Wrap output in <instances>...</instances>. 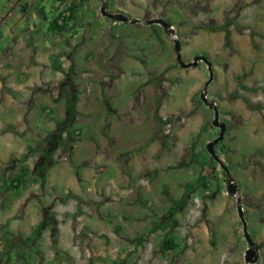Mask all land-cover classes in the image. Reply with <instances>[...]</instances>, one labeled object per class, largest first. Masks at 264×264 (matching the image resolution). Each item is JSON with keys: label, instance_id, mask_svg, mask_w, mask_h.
I'll list each match as a JSON object with an SVG mask.
<instances>
[{"label": "rangeland", "instance_id": "374dc122", "mask_svg": "<svg viewBox=\"0 0 264 264\" xmlns=\"http://www.w3.org/2000/svg\"><path fill=\"white\" fill-rule=\"evenodd\" d=\"M70 2L0 0V262L10 239V264L24 254L28 264H244L240 197L259 247L255 264H264V0H113L107 7L162 15L174 36L109 20L97 0H80L67 28L52 30ZM219 25L230 32L229 46L224 32L211 30ZM175 39L185 63L195 56L212 63L207 99L226 123L215 153L236 197L206 149L219 134L200 99L207 67L180 68ZM50 51L67 52L63 73L51 70ZM179 164L186 166L168 169ZM24 166L29 182L12 190L8 183ZM200 172L208 187L190 194L172 230L150 233L171 206L164 191L178 199ZM168 233L181 249L162 255Z\"/></svg>", "mask_w": 264, "mask_h": 264}, {"label": "trees", "instance_id": "16d2710c", "mask_svg": "<svg viewBox=\"0 0 264 264\" xmlns=\"http://www.w3.org/2000/svg\"><path fill=\"white\" fill-rule=\"evenodd\" d=\"M56 2L59 3H64L65 0H54ZM80 2L77 0H72L69 4V6L67 7V17L63 18V22L60 21V17L61 15H58L51 24V29L52 30H61L64 31L67 28V24L69 20H74L76 18V10L77 8L80 7ZM212 31L214 32H224L225 35V46H229L230 44V32L228 30V28L225 25H219V26H215L214 28H211ZM62 57V55L57 54L54 55L53 57H51V64H50V68L51 70L55 71V72H60L63 73V69L62 66L60 65V61L59 59ZM74 63H71L68 73H66V79L68 80L69 75H71L74 72ZM104 104L106 106V109L108 110V103L106 101H104ZM46 108L43 107L42 111L45 112ZM158 124H161L160 119L157 118L156 119ZM64 127L66 126L63 125ZM61 127L60 130H65L64 127ZM73 133V132H72ZM75 134V132H74ZM155 138V135L151 138L152 140ZM211 161L213 160L212 157H210ZM181 166H186L184 165H180L178 167H169L168 169H172V168H180ZM30 169L27 166H24L20 169L19 173L17 175H15L14 177L11 178V180L9 181L8 185L10 186V188L12 190L15 191H20V189L26 187L27 183L29 182V175H30ZM222 175L226 178V175L224 173V171H222ZM207 176L203 174V172H200V175L198 177L197 180V185L195 186H187L184 190V192L182 193V195L178 198H172L167 191H164V194L167 197V200L170 203V207L167 210L166 214L159 219L157 222L153 223L152 228L150 229V233H156L158 231L163 230L165 227H170V229L172 230L174 225L177 223V220L175 219V215L181 213L187 206V203L189 201V196L191 193L195 192L197 190V188L199 187H204L207 188ZM66 198H73V199H79L75 194L69 192L66 195ZM135 201L137 203L140 204L141 207L143 208H147V205L145 203V201H142L140 199V197L138 196ZM28 240V239H27ZM25 240V241H27ZM125 240L127 242H135V240L129 239V238H125ZM142 242V238L139 239ZM6 241H8V243L10 245L4 247L3 249V254L2 256L4 257V261L0 262V264H10L12 261V256L11 254L13 253V251L15 250L14 247L12 246V241L10 239H7ZM25 241H21V243H24ZM185 248V246L183 247ZM181 249V247L179 246V244L174 241L173 237L170 235V233L167 234V236L164 238V240L162 241V244L159 248V253L162 255H167L170 253H177L179 250ZM25 255V256H24ZM23 255V259L20 260V264H28V260L30 259V257H28L26 254ZM1 260V259H0ZM19 260V258H18Z\"/></svg>", "mask_w": 264, "mask_h": 264}, {"label": "water", "instance_id": "95a60500", "mask_svg": "<svg viewBox=\"0 0 264 264\" xmlns=\"http://www.w3.org/2000/svg\"><path fill=\"white\" fill-rule=\"evenodd\" d=\"M100 13L103 17H105L109 20L115 21V22H123V23L128 22V18L126 16H124L123 14H119V13H116V14L109 13L106 11L104 6L101 8ZM154 22L160 24L166 31L169 32L170 35H172V36L175 35V30L171 27V25L169 23L165 22L162 19H156V20L149 21V23H154ZM174 52H175L176 62L178 63L179 67L182 69H188L191 67H196L199 62L204 63L207 67L208 80L205 82V84L203 86V91L200 94V99L205 105L208 106L209 109H211L213 111L214 116H213V120L211 123H212L213 127L219 129V134H218V137H216L215 139H213L211 142H209L206 145V149H207V152L209 153V155L213 158V160L215 162H217L218 165L220 166V168L222 169V171H224L225 175L230 176L229 170L227 169V167L223 164V162L219 159V157L215 153V146L220 141L223 140L224 133L226 131V123L220 121L218 109H217V106L215 105V103L209 102L207 99V89L213 80L212 63L205 56H195L193 58L192 62L185 63L182 60L180 42L176 39L174 40ZM227 192L232 197H236V195H237V185L234 182L232 177H229L227 179ZM236 203H237V209H236L237 215L240 219V222L242 223V226H243L242 232H243L244 240L247 244V249L244 252V264H255L259 259V247L252 240V238H251V236L247 230V224H246L245 219H244L240 197L236 198Z\"/></svg>", "mask_w": 264, "mask_h": 264}, {"label": "flooded vegetation", "instance_id": "af4514ba", "mask_svg": "<svg viewBox=\"0 0 264 264\" xmlns=\"http://www.w3.org/2000/svg\"><path fill=\"white\" fill-rule=\"evenodd\" d=\"M72 1V0H71ZM80 2V0H77ZM100 3V10L101 8L104 6V8L107 11V7H109L111 5V3L113 2V0H97ZM130 1L132 2L133 0H117L118 4H124L125 2ZM108 12V11H107ZM119 13V14H123L124 16H126L128 18V22H119L123 25H137V24H144L146 26L152 27V30H150L148 33H169L168 31H166L160 24L154 22V23H149V21L151 20H156V19H162L165 22H167L162 15H159L157 17H151V18H146L144 17V14H138L136 16H131V14L126 13L125 11L122 10H115V13ZM168 23V22H167ZM170 24V23H169ZM158 25L159 27L157 28ZM171 25V24H170ZM171 27H173V25H171ZM139 33H145L144 31H140ZM210 102V101H209ZM230 176H226V182L227 179Z\"/></svg>", "mask_w": 264, "mask_h": 264}, {"label": "crops", "instance_id": "0c3cea01", "mask_svg": "<svg viewBox=\"0 0 264 264\" xmlns=\"http://www.w3.org/2000/svg\"><path fill=\"white\" fill-rule=\"evenodd\" d=\"M61 35L62 34H64V33H60ZM70 34H72V33H70ZM69 34V35H70ZM71 36H73V38H77L74 34H72ZM87 38V37H86ZM78 39V38H77ZM88 39V38H87ZM87 39H85L84 40V43H87ZM70 46H72V45H70ZM46 50H47V48H45ZM67 52H70V50H68ZM67 52H64V51H60V52H56V51H50V52H48V55H47V61H51V57H53L54 55H57V54H62V57L61 58H63V59H65V60H67L68 62H70V58H68V57H65V55H64V53H67ZM70 54H71V52H70ZM72 56V55H71ZM60 58V59H61ZM84 58H85V56H84ZM72 59H73V57H72ZM3 62H7L8 61V57H5V58H3V60H2ZM37 63H42L43 64V62H41V61H36ZM74 62V61H73ZM4 63V64H5ZM75 64V63H74ZM46 65H49V64H46ZM50 66V65H49ZM48 66V67H49ZM76 67V66H75ZM62 69L64 70V67L62 66ZM84 70H87V71H89L90 72V70L89 69H84ZM75 72V71H74ZM59 73V72H58ZM61 74V73H60ZM27 79V78H26ZM24 84H26V83H24ZM95 101V100H94ZM45 111H51L50 109H46Z\"/></svg>", "mask_w": 264, "mask_h": 264}]
</instances>
